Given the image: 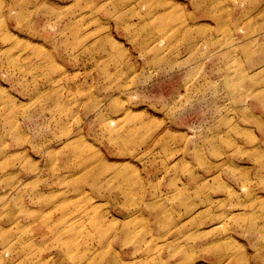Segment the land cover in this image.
Segmentation results:
<instances>
[{
  "label": "rangeland",
  "instance_id": "374dc122",
  "mask_svg": "<svg viewBox=\"0 0 264 264\" xmlns=\"http://www.w3.org/2000/svg\"><path fill=\"white\" fill-rule=\"evenodd\" d=\"M90 262L264 264V0H0V264Z\"/></svg>",
  "mask_w": 264,
  "mask_h": 264
},
{
  "label": "bare ground",
  "instance_id": "6f19581e",
  "mask_svg": "<svg viewBox=\"0 0 264 264\" xmlns=\"http://www.w3.org/2000/svg\"><path fill=\"white\" fill-rule=\"evenodd\" d=\"M86 165H88V161H86ZM108 170L109 169H111V168H107ZM108 170H106L105 168H102V170H93V171H90V173H89V175H90V177L89 178H87V180H89L90 179V182H95V181H101V180H103L104 178H105V172L106 171H108ZM83 182H79V184H78V186H77V188L78 189H81L83 186V184H82ZM212 245H214V244H211V246ZM71 246V243L70 242H68V243H66V248L67 247H70ZM89 264H92V262H90Z\"/></svg>",
  "mask_w": 264,
  "mask_h": 264
}]
</instances>
